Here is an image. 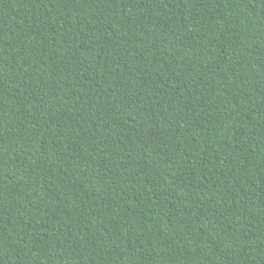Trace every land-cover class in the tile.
Segmentation results:
<instances>
[{
    "label": "trees",
    "instance_id": "obj_1",
    "mask_svg": "<svg viewBox=\"0 0 264 264\" xmlns=\"http://www.w3.org/2000/svg\"><path fill=\"white\" fill-rule=\"evenodd\" d=\"M0 264H264V0H0Z\"/></svg>",
    "mask_w": 264,
    "mask_h": 264
}]
</instances>
